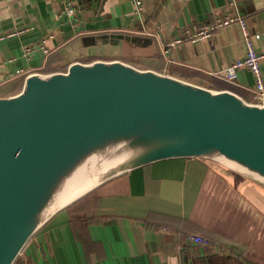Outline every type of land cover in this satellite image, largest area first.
Instances as JSON below:
<instances>
[{
	"label": "crops",
	"instance_id": "1",
	"mask_svg": "<svg viewBox=\"0 0 264 264\" xmlns=\"http://www.w3.org/2000/svg\"><path fill=\"white\" fill-rule=\"evenodd\" d=\"M68 1L74 16L65 11ZM134 11L133 0H0V36L32 27L0 40V79L15 69L65 72L74 62L121 60L255 101L245 89L255 83L248 69L238 70L239 86L215 75L246 53L239 25L184 41L167 55L149 32L166 42L220 14L238 13L259 35L255 46L264 53V0H143V13ZM43 39L48 55L41 49L23 55L25 46ZM5 85L0 96L19 91L7 92ZM92 193L98 198L93 211L70 213L69 206L30 239L22 254L27 264H264V185L217 162L164 160ZM191 235L208 244L191 242Z\"/></svg>",
	"mask_w": 264,
	"mask_h": 264
},
{
	"label": "water",
	"instance_id": "2",
	"mask_svg": "<svg viewBox=\"0 0 264 264\" xmlns=\"http://www.w3.org/2000/svg\"><path fill=\"white\" fill-rule=\"evenodd\" d=\"M171 159L211 160L264 185V104L121 60L29 74L0 96V264H15L58 212Z\"/></svg>",
	"mask_w": 264,
	"mask_h": 264
},
{
	"label": "built area",
	"instance_id": "3",
	"mask_svg": "<svg viewBox=\"0 0 264 264\" xmlns=\"http://www.w3.org/2000/svg\"><path fill=\"white\" fill-rule=\"evenodd\" d=\"M133 3L135 7V14L141 15L143 13V0H133ZM65 11L70 16L75 15V9L72 7L71 1H68L67 6L65 7ZM231 25H239V27L241 28L243 40L246 46V53L242 58L237 59L232 64H230L224 73L215 75L228 84L239 86L240 84L238 83V70L243 68L248 69L252 73L255 83L253 87L243 88L247 89L254 95V103L264 104V72L261 68V61L264 60V53L258 52L255 46V39H257L259 35L252 34L247 20L244 17L240 16L238 13L226 12L220 14L216 17L213 23L204 24L193 32L187 33L184 37L174 38L166 42H162L160 40V36L158 35V33L149 32V34L159 39L162 53L164 55H167L169 50L177 44L183 43L187 40L196 41L198 39L208 38L213 33ZM31 29L32 27L29 26L14 29L3 36H0V40H4L8 37L19 36L23 33L30 31ZM45 42L46 39H43L35 44L33 43L31 45L25 46L23 50V55L30 56L35 51H37V49H41L46 55H48L50 51L47 49ZM13 60L14 59H9V61ZM29 74L30 73L28 71H24L23 69L7 71L4 74L3 79H0V87L16 79L25 78ZM189 240L200 245L208 244V240L201 235H191L189 237Z\"/></svg>",
	"mask_w": 264,
	"mask_h": 264
},
{
	"label": "trees",
	"instance_id": "4",
	"mask_svg": "<svg viewBox=\"0 0 264 264\" xmlns=\"http://www.w3.org/2000/svg\"><path fill=\"white\" fill-rule=\"evenodd\" d=\"M59 71V69H45V73H51V72H56ZM24 82V79H20L19 81H14L11 82L7 85V92L9 91H14V90H20L22 88V84ZM4 86V87H5ZM98 198L95 196L94 193L89 194L85 198L81 199L80 201L76 202L72 206H70L67 210L70 213H90L93 211L96 207ZM15 264H27L24 255L20 256L18 260L15 262Z\"/></svg>",
	"mask_w": 264,
	"mask_h": 264
},
{
	"label": "rangeland",
	"instance_id": "5",
	"mask_svg": "<svg viewBox=\"0 0 264 264\" xmlns=\"http://www.w3.org/2000/svg\"><path fill=\"white\" fill-rule=\"evenodd\" d=\"M250 98H251V97H250ZM108 187H109V185H108V186H105L104 189H107ZM99 190H100V189H99ZM99 190L96 191V194H99V193H100ZM111 192H112V190H108V191H107L108 194H110ZM72 218H73L75 221H77V220L79 221L80 216L77 215V214H75V215L72 216Z\"/></svg>",
	"mask_w": 264,
	"mask_h": 264
}]
</instances>
